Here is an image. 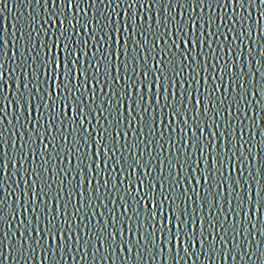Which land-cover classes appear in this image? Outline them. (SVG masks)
I'll return each mask as SVG.
<instances>
[{"label": "snow or ice", "instance_id": "1", "mask_svg": "<svg viewBox=\"0 0 264 264\" xmlns=\"http://www.w3.org/2000/svg\"><path fill=\"white\" fill-rule=\"evenodd\" d=\"M10 3L0 264H264V0Z\"/></svg>", "mask_w": 264, "mask_h": 264}, {"label": "water", "instance_id": "2", "mask_svg": "<svg viewBox=\"0 0 264 264\" xmlns=\"http://www.w3.org/2000/svg\"><path fill=\"white\" fill-rule=\"evenodd\" d=\"M30 11L31 10L27 8L26 6L17 7L16 4L10 3V10L5 9L3 15H0V25L7 27L8 29L7 34L10 35L12 31H15L12 25H15L17 23V20L20 19L19 14L23 13V16L26 18ZM25 23H26V20H25ZM258 138L259 137H257V139ZM67 264H72V262L68 261ZM80 264H84V262L81 261ZM104 264H111V261H106L104 262ZM167 264H172L171 260H169ZM218 264H224V262L218 260ZM229 264H231V262H229Z\"/></svg>", "mask_w": 264, "mask_h": 264}]
</instances>
